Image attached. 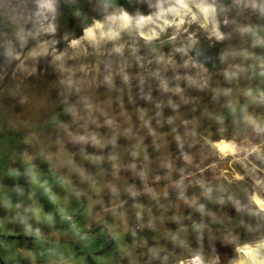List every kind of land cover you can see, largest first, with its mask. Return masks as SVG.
I'll return each instance as SVG.
<instances>
[{"label": "clouds", "instance_id": "9594fccd", "mask_svg": "<svg viewBox=\"0 0 264 264\" xmlns=\"http://www.w3.org/2000/svg\"><path fill=\"white\" fill-rule=\"evenodd\" d=\"M0 264H264V0H0Z\"/></svg>", "mask_w": 264, "mask_h": 264}, {"label": "rangeland", "instance_id": "374dc122", "mask_svg": "<svg viewBox=\"0 0 264 264\" xmlns=\"http://www.w3.org/2000/svg\"><path fill=\"white\" fill-rule=\"evenodd\" d=\"M3 163H4V161H3V160H0V166H2V165H3Z\"/></svg>", "mask_w": 264, "mask_h": 264}]
</instances>
